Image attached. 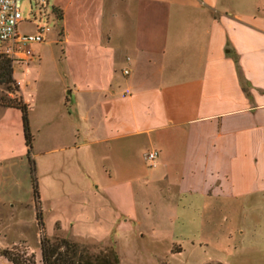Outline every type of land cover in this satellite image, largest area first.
I'll return each instance as SVG.
<instances>
[{"label":"crops","instance_id":"crops-1","mask_svg":"<svg viewBox=\"0 0 264 264\" xmlns=\"http://www.w3.org/2000/svg\"><path fill=\"white\" fill-rule=\"evenodd\" d=\"M52 8L60 98L76 120L64 138L45 137L61 142L47 152L73 157L60 158L61 174L51 166L35 179L39 208L43 194L83 191L87 143L104 147L114 174L92 193L125 225L127 209L135 212L133 160L141 147L143 158L155 151L157 160L145 181L180 210L264 195V0H53ZM0 108L3 115L16 109ZM9 134L2 131L0 142H10ZM14 158L0 149V204L27 207L36 223L31 177L4 167ZM54 224L67 237L89 236L72 222L65 229L53 217ZM28 252L41 264L39 249Z\"/></svg>","mask_w":264,"mask_h":264},{"label":"rangeland","instance_id":"rangeland-1","mask_svg":"<svg viewBox=\"0 0 264 264\" xmlns=\"http://www.w3.org/2000/svg\"><path fill=\"white\" fill-rule=\"evenodd\" d=\"M52 1L47 0V12ZM39 4L40 0H21V17L29 19L32 12L38 15ZM50 17L49 31L43 34V41L30 45L34 58L27 64L11 60L14 83L10 84L9 90L0 83V102L18 100L20 88L26 103L31 135L29 155L35 179L51 166L55 173L61 174L57 166L60 158L67 159L73 155L69 150L47 152L61 142H45L49 135L64 138L69 125L76 120L70 104H64L60 98L66 91L60 44L54 42L57 25ZM16 31L33 32V24L20 22ZM79 101L83 104L82 99ZM7 112L3 115L0 108V133L10 129V142H0V149L12 151L15 155L12 160L15 161L12 165V160L3 161L4 167L10 166L9 169L19 176L23 174L30 178V163L25 157L21 135L17 133L19 113L16 109ZM8 125L11 128H7ZM143 148L135 153L133 160L138 178L133 183L134 215L128 209L126 212L129 224L125 225L116 212L111 211L102 195L92 193L94 184L100 188L102 178L107 179L114 174L109 158L101 155L104 147L87 143L83 150V191L41 195L44 200L40 206L44 233L49 237L66 236L59 226L56 229L53 225L52 228L53 217L59 219L65 229L66 224L72 222L74 230L89 236L69 235V239L82 243L90 252L111 248L117 254L119 264H264V195L238 200L207 199L196 203L199 210H180V206L163 203L156 185L145 181L149 170L154 168L140 154ZM16 157H22L18 165ZM156 162L154 159L153 164ZM38 238V227L27 207L0 204V248L17 247L32 253L28 252V246L38 250ZM2 260L0 257V264Z\"/></svg>","mask_w":264,"mask_h":264},{"label":"trees","instance_id":"trees-1","mask_svg":"<svg viewBox=\"0 0 264 264\" xmlns=\"http://www.w3.org/2000/svg\"><path fill=\"white\" fill-rule=\"evenodd\" d=\"M52 9L58 17L59 13L57 10L55 8ZM10 62L9 58L0 57V83L5 84L8 90L10 89V84L14 83ZM13 89L16 90L17 87L14 85ZM0 104L14 107L20 111L22 136L26 148V157L30 163L32 192L36 205L35 217L39 230L38 248L41 264H119L118 256L111 248H102L97 252H90L85 245L71 240L67 236L55 235L49 237L44 233L42 215L38 205L36 181L32 174L33 161L29 155L31 135L27 119V106L21 101L20 97L14 102H0ZM54 226L56 229L59 228L57 224H54ZM0 256L11 264H34L35 262L33 253H27L22 249L19 250L17 247L0 248Z\"/></svg>","mask_w":264,"mask_h":264},{"label":"built area","instance_id":"built-area-1","mask_svg":"<svg viewBox=\"0 0 264 264\" xmlns=\"http://www.w3.org/2000/svg\"><path fill=\"white\" fill-rule=\"evenodd\" d=\"M20 2L21 0H0V57H7L14 62L27 64L35 56L30 45L42 42L43 34L49 30V16H51L52 22H56L58 17L52 6L48 12L46 11L47 0H40L38 15L32 12L29 19L22 18ZM20 22L32 23L33 32L18 33L16 26ZM155 157V151L144 154V160L150 166L153 165Z\"/></svg>","mask_w":264,"mask_h":264}]
</instances>
